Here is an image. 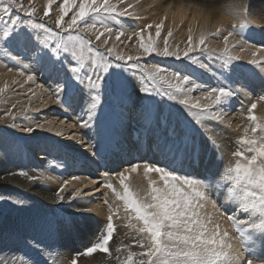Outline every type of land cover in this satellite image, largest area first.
Here are the masks:
<instances>
[{
  "label": "snow or ice",
  "instance_id": "obj_1",
  "mask_svg": "<svg viewBox=\"0 0 264 264\" xmlns=\"http://www.w3.org/2000/svg\"><path fill=\"white\" fill-rule=\"evenodd\" d=\"M0 4L3 5L0 7V53L3 54L0 63L10 61L11 66L5 64L8 72L26 75L28 81L36 79L32 71L34 66L36 71L52 74L57 78L52 94L56 103L66 110L72 108L76 92H81L80 128L91 129L95 126L96 112L105 89L123 93L124 85L118 78L119 73L111 70L127 71L129 62L132 69H139L144 74L138 89L140 93L178 102L195 125L194 131L187 127L178 131L176 124L170 125L168 115H159V127L167 132L165 136L156 137L155 148L168 163H131L127 169L116 173L121 191H117L110 182L104 185L112 190L117 200L122 201L126 220L122 225L125 228L123 239L113 248L111 242L117 232L114 216L118 215L119 207L114 212L109 205L106 224L98 229L89 246L72 253L69 264H79L81 259L94 258L98 253L115 264H264V247L259 256L252 252L251 258L242 259L240 253L241 248L251 251L257 241L264 245V117L255 114L258 102L264 101V60L258 58L264 46L257 48L252 45V58L247 63L253 68L245 69L234 64L241 60L239 55L233 53L239 42L230 43L234 33L245 44L248 43L244 37L246 30H252L248 19L251 0H247V3L245 0H228L222 5L238 22H233L232 30L223 36V47L220 49L211 48L207 43L209 37L221 35L220 26L214 32L201 29L198 36L189 27L183 49L170 45L169 38L173 32L168 29L167 35L162 38L161 48L159 40L167 19L165 13L159 23L147 24L129 35V40L132 36L137 37L138 54L127 56L117 52L115 44L108 46L113 25L116 26L115 40L120 41L125 35L120 18L135 16V5L127 0H62L59 4L57 0H45L42 12L33 0H0ZM54 5L58 7L59 14L53 19L50 12ZM153 27L154 34L148 31ZM85 33L95 36L96 41H101V37L106 38L97 46ZM246 50L240 46L241 52ZM197 52L215 57L221 63L220 79L216 86L203 90L201 95L195 97L192 93L205 86L197 83L190 73L181 70L168 72L158 64L140 63L142 56L155 53L156 56L175 57L176 60L184 58L202 69H209L207 64L191 55ZM113 60L124 63H113ZM254 78L261 81L257 101L251 102L247 109L248 125L243 135L234 140L235 148L229 153L232 159L223 162V146L214 134L212 125L224 121L226 109L233 98L245 93ZM236 83H239V87L233 86ZM7 88L8 84L5 83L0 88V95ZM128 101L131 102L130 97ZM6 115L16 119L11 112ZM36 128L42 129L44 124H37ZM23 131L31 133L34 129L29 126ZM196 133L204 136L218 160L223 162L219 171L207 168L202 174L181 171L185 165L198 167L201 162V153L195 143ZM88 147L96 149L94 155L100 154L97 144L90 142ZM141 167L147 179V189L143 195L129 183L131 174L138 173ZM153 173L158 180L152 178ZM13 175L31 182L40 179L24 171ZM102 175L107 177L109 173L106 171ZM72 179L81 178L73 176ZM69 183L65 180L55 192L58 201H74L90 195L83 188H75L65 195ZM91 183L97 182L92 180ZM2 199L4 197L0 196ZM81 207L85 213L92 212L91 208ZM209 207L211 212L207 211ZM216 214L219 219L215 218ZM224 218L235 229V243L233 235L221 228L219 220ZM67 224L71 226V221ZM124 240L130 243L125 244ZM27 247L40 259L25 252L9 258L0 257V264H49L45 256L52 255L48 250L53 245H44L33 238ZM54 261L55 257L53 264Z\"/></svg>",
  "mask_w": 264,
  "mask_h": 264
},
{
  "label": "bare ground",
  "instance_id": "obj_2",
  "mask_svg": "<svg viewBox=\"0 0 264 264\" xmlns=\"http://www.w3.org/2000/svg\"><path fill=\"white\" fill-rule=\"evenodd\" d=\"M34 1H35L34 5L42 12L43 6L45 4V0H34ZM58 1L60 3L62 2V0H58ZM132 1L131 3L135 5L134 8L135 15H137L136 23L139 25H147V24L154 25L156 23H159V21L164 17L165 13L167 14V19L164 22V27L161 33V39L159 40V44L161 48L163 47L162 38L167 35L168 29H171L173 32L172 37L169 38L170 45L173 48L178 45L181 49H183L187 41L189 27L193 28L194 34L198 36L201 29L207 30L208 32H214L216 28L220 26L222 28L221 35L219 37L211 36L207 41L209 47L214 49H220L223 47V36L227 35V32L232 30L231 25L233 22H238L235 21V18L229 15L228 10L222 6L226 4L228 0H132ZM245 2L247 3V0H245ZM57 10L58 7L54 6L53 12L50 15L53 19L55 18L56 15H58ZM182 17L184 18L183 23H181ZM248 19L251 22L250 26L252 29L251 32L249 31L250 36L252 38H258V42H260L259 39L264 40V0H251V9ZM149 31H151L154 34L155 28L153 27ZM93 37L95 38V36ZM103 38L104 37L101 38V41L103 40ZM101 41H98V43ZM132 42H134L133 39L129 40V39L121 38L120 41H116L114 38H112L109 40L108 46H112L113 44H115L116 51L121 52L126 56L138 54L134 49L135 47L133 46ZM237 42H239V44L233 50L234 55H239L241 57L240 61L246 67V69L253 68V66L249 65L247 62L252 58L251 51L254 49L252 48V46L248 47L244 45V42L241 39V37L238 34L234 33L233 37L230 38V43L236 44ZM123 43L129 44L124 50L121 48ZM240 46H243L247 50L241 52ZM261 46H264L263 42L259 44V47ZM258 58L264 60V51H261L259 53ZM0 59H3V57H1ZM165 59L173 60L175 59V57H167ZM9 63L10 61L8 62V60H4V63H0V88H2L5 83H7L8 86L13 85V87L16 88L17 92L18 91L25 92V95L24 93H22L21 95L20 92V95H17L18 97L13 96L15 100L12 101V104L17 103L16 107L14 109H8V107H6L5 113L11 112L15 114L14 111L19 107V105L26 106L29 102L32 103L33 105L35 103H38L36 107L34 106H33L34 108L31 107V109H34L32 111H34L35 113H43L50 108V105H53L52 107L54 108V111H57L59 113L57 116L59 117V119H56L55 122L53 120L55 116L54 117L52 116L55 114L53 112L52 115L49 114L46 116L45 115L42 116L41 121L44 124V128L42 129L36 128L37 124H41L40 121L26 122L24 125H21V127L26 128V126L27 127L31 126L34 129V131L32 133H29L30 136H39L38 138L52 139L54 141L53 145H55L57 141H60V143L63 144L61 147L59 146V148L53 149L52 153L56 154L55 156H53V158H42L41 155L44 154L45 152H41L39 158L38 159L34 158L33 161L32 160L30 161V165H28L27 164L28 162L26 163L24 154L21 151V147L17 145L18 143L16 144L15 141L13 140L10 141L5 140L4 137H6V134L2 131L0 132V185L5 187V190L9 194H11L10 196L23 197L24 198L23 201L27 200L28 202V203H23L18 208L19 210H16L14 213L16 222L13 224V228L17 229L21 234L20 245L16 246L17 254L21 255L25 253V249L29 250L27 244L24 245L22 234H25L27 236L26 239H29L33 235L34 227L36 228L38 227V225H41L43 215L40 214L39 210H41L42 208H48V213H49L48 220L51 223L55 221V225H58V230L56 231L55 234H56V238L59 241V244L57 245L56 251L59 252L60 257L55 259L54 261L55 264H68L69 259L71 258L72 253L74 251L83 250L85 246L90 245V242L93 240V237L97 234L98 229L103 227L107 222V216L109 215V205L112 206L114 212L117 209V207H119L118 215L114 216V224L117 227V232L114 235L113 241L111 242L114 248L115 244L118 243L121 239H123L125 228L122 227V225L126 222L125 213L121 208V201L116 199L113 192L110 191L111 195L106 193L105 190L107 189V187H104V185L109 182L112 184L116 182L117 185L119 181L118 177L116 176L117 170L110 172V174H112L111 176L109 175L107 177H104L103 175L93 176V174L89 170H92L91 165L96 166L95 163L91 162L87 164H82L83 167H85V171H82L80 164H73L72 162H69L67 158L62 159L63 157L69 154H71V156L73 157H81V154L83 153L82 151H84L82 148L87 144L86 142L87 138L85 139L83 137H85L84 135L89 133V131L92 129V128L90 130L82 129L78 126L79 113L83 101L81 95L78 94L77 96H74V102L72 108L66 110L65 107L61 106L58 103L53 104L52 102L53 100L51 101L53 97L50 99L48 94L45 92V89H41L43 88L41 87L42 84L37 85L36 81H28L26 76H21V75L15 76L13 73L8 72L7 67H5V64H9ZM119 63L123 64L124 62H119ZM130 65L131 62H129L128 64L127 71H122L120 69L122 73L127 74L124 75L123 77L125 78L124 80L127 88L130 89L127 91L128 93L126 94L128 97L131 98L130 103L127 102V104H125L123 102L124 100L122 102L124 106L132 108L135 111L137 108H139L140 104H142V102L145 101L144 93H140L138 91L140 87L141 77L143 75L140 74V72L137 71L136 69H132ZM33 69H36L35 66L33 67ZM254 70L259 72L258 69H254ZM35 72L37 75L40 73V71H36V70ZM51 75L52 74L48 72L46 73L43 72L41 76L44 79H46V81L50 82L51 80V86L54 87L55 77L54 78L51 77L50 79L49 77ZM218 77L220 76L218 75ZM255 79H257V82H259V84L261 83V81L258 78ZM124 80L122 81L124 82ZM13 81H15V83ZM47 86H49V84ZM51 86H49V88H51ZM250 86H254V84L250 83ZM197 92L201 93L199 91ZM197 92L195 94H193L194 93L193 92L192 95L196 96ZM251 94L252 92H248L247 89H245L244 95L242 93L239 96V99L245 100L249 98ZM199 95L201 94H198V96ZM22 97L23 98L25 97V99H23ZM32 104L30 105L32 106ZM142 108L143 107H141V109ZM230 108L231 107L226 109L227 115L224 117V121L221 124L212 125L214 134L218 136V139H220V142L223 146L221 151V155L223 156V162H227L228 160L232 159L229 153L235 148L234 140L235 138L238 137L237 135L238 127L236 126H238L237 125L238 122H242L240 121L241 119L239 121H236L234 115L230 116L231 115ZM20 109H22V107H20ZM182 109H183L182 111H186L183 108V106ZM257 110H258L257 114L261 116V113L259 112V107ZM183 114L186 115V113ZM1 116H3V112H1ZM1 116H0L1 119L0 124H3L4 122ZM148 116L150 118L153 117L152 122L154 123V125L153 126L142 125L139 126V128H141L143 131L147 130V134L149 136L156 138L157 129H162L159 127L158 118L155 119L156 111L154 113H148ZM189 119L191 121V118ZM62 120L64 121L63 124L59 122ZM46 121L49 123H45ZM126 122L127 120L125 118H124V124L119 123V120H116L117 126L112 127V129H114L117 132V135L120 138L119 141H117L116 143L114 142L113 147L110 145V140H108V138L102 139L98 137L97 139L98 148L100 149V151H102V153L106 152V154H104L103 156L105 159L104 162L116 163V160L113 159L115 156L114 155L115 152H117L118 155L119 151L121 150L120 148H125L126 143H129L128 136L132 132L133 128L128 126ZM209 123L211 124V122ZM192 124L194 127L193 128L194 131L195 125L194 123ZM73 125L76 126L73 127ZM162 130L165 133L167 132L166 129H162ZM73 133H75V135H73ZM98 133L99 131H95V136H97ZM19 136L20 138L22 137V135ZM27 136L28 135H25V137L22 138H26ZM78 136H81L82 138L77 142ZM38 138H34L35 139L34 144L37 143L36 141L39 140ZM81 140L84 141L83 144L81 143ZM75 141L79 144H77L78 147L76 146L75 150H72L73 147L71 148V145ZM195 143L201 153V162L198 167L194 164L192 166L193 167L195 166L200 174H202L206 170V168L212 171H219L223 162L218 160L217 154L211 149L208 141L204 138V136L200 135L199 133H196ZM43 145L44 144H41L38 150L42 151ZM55 146L57 147V145ZM140 146L141 144L140 142H138V145H136L134 149H138V151H140L139 149ZM207 155H208V160H206ZM123 156L127 157L128 159L129 157L131 158L135 157V162H137L136 159L138 157L137 163L141 162L140 154L139 155L134 154L133 150L130 152L128 151L127 155L126 152L123 153ZM37 160H41V161L38 162ZM127 161L128 162H126L124 167L125 169H127L130 166V163L132 162L131 160H127ZM146 161L148 160L146 159ZM158 161L160 160L158 159ZM162 161H164L163 157L161 159V162ZM143 162L145 161L142 160V164ZM76 165L78 166V168H76ZM141 169L139 170L138 173L131 174V179L133 183H135L133 186L134 189L140 191L141 194L143 195L146 189L145 184L147 185V179L143 176V171H142L143 169L142 170ZM122 170L124 169H121V171ZM20 171L27 172L29 175H35L37 177H40V179L36 182H31L19 175H13L14 173H19ZM181 171L190 172L191 167L185 165V167L181 169ZM103 172H106V170L104 169ZM73 176H78L81 179L73 180L72 179ZM49 177H51V179H48ZM86 177L88 179H85ZM97 177L102 178V182H103V188L101 187L102 189L99 188V184L91 183L92 180H95L97 182L98 181ZM152 178L158 180L156 174L154 173L152 174ZM65 180L70 181L67 190L65 192V195H68L75 188H83L84 192L90 193V195L74 201H67V200L58 201L55 197V192L59 189V187L63 184ZM107 190H109V188ZM105 201H107V204L105 203ZM81 205H84L87 208H91L92 212L85 213ZM207 211L211 212L212 209L209 207ZM215 218L219 219L218 214H216ZM68 221H71V226H68L67 224ZM219 223L221 224L222 229H226L230 234L234 236L233 243H235L236 234H235V229L231 225V222L228 221L226 218H224L222 220H219ZM3 235L4 234L1 233V223H0V239L2 238ZM6 241L0 240V257L3 258H9L11 256L10 254L11 252L8 250L9 243L7 242L8 247L4 246L6 244ZM124 243L128 244L130 243V241L124 240ZM262 247H264V245H262L260 241H257V243L252 247L251 251L245 248H241L240 249L241 258L242 259L251 258L252 252H255V254L259 256ZM134 250H138V249H134ZM79 264H115V262L109 261L107 257H105L103 254L98 253L94 258L81 259Z\"/></svg>",
  "mask_w": 264,
  "mask_h": 264
},
{
  "label": "rangeland",
  "instance_id": "obj_3",
  "mask_svg": "<svg viewBox=\"0 0 264 264\" xmlns=\"http://www.w3.org/2000/svg\"><path fill=\"white\" fill-rule=\"evenodd\" d=\"M131 1L132 0H127L128 3H131ZM33 2L35 3L34 0H33ZM58 3H60V2L57 0V4ZM2 6L3 5L0 4V7H2ZM54 6H56V5H54ZM54 6H53V9H54ZM52 12H53V10L50 12V15L52 14ZM57 14H59L58 10H57ZM136 18H137V15H135L134 17H122V18H120L121 27H123L124 31H125V35L122 36L121 38L128 39L129 35H131L134 31H137L139 29L145 28L146 25H139V24L136 23ZM67 19H68V17H66V20ZM50 26H52L54 28V25L51 24V23H50ZM113 29L114 30H113L112 38L115 39V32H116V26L115 25H113ZM85 35L89 36L90 39L93 40L94 44L97 45V46L102 44L103 40L106 38V37H104L103 40L98 43V41H96L95 38L92 35H90L88 33H85ZM132 39L134 40V42H132L133 46L135 47L134 49L138 53L137 37L136 36H132ZM253 39H255L258 42V38H253ZM259 40H260V42H258V45L261 42L264 41L263 39H259ZM127 45H129V44L128 43H123L121 48L124 50L127 47ZM244 45L250 47V45H247L245 43H244ZM101 50H103V49H101ZM135 55H137V54H135ZM191 55L196 56L202 63H205V64H207V61H209V59L213 58V57H210V56H207V55H201L199 52L193 53ZM1 57H3L2 53L0 54V58ZM143 57H141V60H140L141 64H158L159 66H161L164 69L171 68V69L175 70L176 65L179 64V62H181V61H186V62L190 63V61H188L187 59H184V58H182L181 60H176V61H175V59L167 60V59H165L167 57L156 56L155 53H153L151 55H148V56H143ZM113 63H119V62L113 60ZM234 63L242 65V67H244L246 69V67L241 63V61L234 62ZM8 65L11 66V62ZM166 67H168V68H166ZM180 67H183V65H181ZM194 67L197 69L196 71H199V72L203 73L204 69L200 68L198 64L194 65ZM35 70L36 69H32L33 72H35ZM136 70L140 72L139 69H136ZM111 71L113 73H119V77L118 78L121 80V82L123 83V85L125 87L124 91H123V93L113 92L110 88L104 90L103 94L101 95L100 106L98 107L97 112H96L97 119H96L95 126L92 127L91 130L89 129L90 131H89V133H87L88 135L86 136V138H87L88 142L82 148L84 151L81 150L83 152L81 154V157L83 158V156H86L87 158L95 159V156H94L93 153L96 151V149H89L88 143L91 142V143H95L96 144L98 137H100L102 139L108 138V140H110V145L113 147L114 142L116 143L117 141H119V137L117 135V132L114 129H112V127L113 126H117L116 120H119V123L124 124V118H125L127 120L126 124L133 128L132 132L128 136L129 137V144L132 145L129 148L128 151L130 152V151L133 150L134 154H137V155L140 154V161L141 162H139V163H141V164H142V160L143 161H146V159L149 160L150 157H153L155 159V161H158V159H159L160 162H161L162 156L158 152H155V150H154L156 138H153L152 136H149L147 134V130L143 131L141 128H139V126H142V125H148V126H153L154 125V123L152 122L153 117L150 118L148 116V113H150V111H151V110H148V108H154V109L157 108L155 119H157L161 113L165 114V115H168L169 116L170 125H171V123L175 124L177 122L176 125H177V128H178V131L180 130V128H184V127H187L189 129L193 130V128H194L193 124H192L193 122L190 121V119L186 115L183 114V113H186V111H182L183 110L182 106L179 105L178 102L169 101V100H167L166 97H163V98L159 97V96L150 97L146 93H144L145 101L142 102V104L145 105V106L140 104L139 108H137L135 111L132 108L124 106L123 102L125 104H127V102H129L128 101V96H127L126 93H128L127 91L130 90V89L127 88V86L125 84V80H124L125 78L123 77L124 75H127V74L126 73H122L120 69H112ZM167 71L168 72H173L172 70H167ZM11 73H13L15 76L19 75L16 71H13ZM42 73H43V71H40V73L37 75L36 72H35V74H36L35 81H36L37 85L38 84L39 85L42 84V86L44 85L43 88H41V89H45V92L48 94L50 99L53 97L51 99V101L53 100L52 102H53V104H55L56 103V101H55L56 98L52 94V90H53L54 87L51 86V80H50V82L46 81V79H44L41 76ZM44 73H46V72H44ZM140 74L144 75L142 72H140ZM210 75H214L216 77V79H212ZM21 76H26V75H21ZM51 77L54 78V76H52V75L49 78L51 79ZM209 77H210L209 80L215 81V82L218 81V79H220V77H218L217 74H209ZM26 78H27V76H26ZM55 79H57V78L55 77ZM44 80H45V82H44ZM122 80H124V82ZM46 82L49 84V86H51V88H49V86H47L48 84ZM44 83L46 84V87H45ZM258 84H259V82L254 84V86H250L249 89L246 88L248 92H252V94H251V96L249 98H247L245 100H240L239 99L240 95H239V96L233 98V99H236L237 103H234V104L230 105V107H231L230 108V112H231L230 116L234 115V117L236 118V121H239L240 119H241L240 121H242V122H238L240 124L237 123L238 126H236V127H238V134H237L238 137L243 135L242 131L248 125V121L246 119L247 114L245 113V112H247V108L245 107V104H247V103L249 104L251 102L257 101V99H255V97H257V94H259L260 87H261V86H258ZM234 87H238V85L235 84ZM206 89L207 88L198 89L197 91L202 93V91L206 90ZM250 89H251V91H250ZM197 91H195L193 94H195ZM20 92H21V95H22V93H24V95H25V92H22V91H18L17 92L16 88L13 87V85L12 86L9 85L7 90L2 94V96H0V116H1V112H3V116H1V118H2V120L4 122L3 124H0V132L2 131V132H4L6 134V137H4L5 140H8V141L13 140V141H15L16 144L18 143L17 145H19L21 147V151L23 152L24 157L26 158V163L28 162L27 163L28 165H30V161L31 160L33 161L34 158L38 159L41 152H45L44 154L41 155L42 158H53V156L56 155V154L52 153L53 149L59 148V146L61 147L63 144L60 143V141H57V143L55 144V145H57V147H56L55 145H53L54 141L52 139H49V138H38L39 136H30L29 132L23 131V127H21V125H24L26 122H32V121H35V122L40 121V123L43 124V122L41 121L42 116L43 115L46 116V115H49V114L52 115L53 112L55 113L54 115H52L53 117L55 116L54 119H53L54 122H55L56 119H59V117H57L59 113L57 111H54V108L52 107L53 105H50V108H49L50 110L47 109L43 113H35L34 111H32L34 109H31V107L32 108L36 107V105H38V103H35L33 105L32 103L29 102L30 104H32V106L29 103L26 106L19 105V107L14 111V113H15L14 115L16 116V119L13 120L11 118V116L6 115L5 109H6V107H8V109H14L16 107L17 103H15V104L13 103L12 104V101L15 100L13 98V96L14 97H18L17 95H20ZM201 93L197 92L196 96H198V94H201ZM77 94L81 95V98L83 99V94L81 92L77 91L75 96H77ZM243 95H244V93H243ZM121 98H122V100H121ZM23 99H25V97ZM13 106H15V107H13ZM20 107H22V109H20ZM141 107H143V108L141 109ZM258 107H259V112L261 113V116L264 117V103L258 102ZM258 107H257V109H258ZM25 108L27 109L26 112L24 111ZM241 110L243 112L242 114H240ZM256 110H255V114L258 115L257 114L258 110L257 111ZM138 112H139V114L137 116ZM21 113H23V114H21ZM245 114H246V116H245ZM142 119L144 120L143 124L140 123L142 121ZM21 122H24V123H21ZM13 124H15L16 127H12ZM239 126H241V127H239ZM95 131H99L97 136H95ZM158 132H162L161 136H165L166 135V133L162 129H157V131H156V136L157 137L159 136ZM24 133H25V135H28L26 138H22V137H25ZM19 135H22V137L20 138ZM139 136H140V138H139ZM34 138H38L39 139L38 141H36L37 142L36 144H34L35 143V139ZM81 138H82L81 136H78L77 137V142ZM116 138H118V139L116 140ZM141 138H144V141H142ZM24 139H26V140H24ZM77 142L75 141L71 145V148L73 147L72 150H75L76 146L78 147L77 144H79V143H77ZM138 142H140V144H141V146L139 148L141 152L138 151V149H134L135 146L138 145ZM41 144H44L43 148H42L43 149L42 151L38 150V148H40ZM120 149L122 150V149H125V148H120ZM145 149H146V154H142ZM100 152L102 153V151H100ZM114 155H115L114 158H113L114 160H119L120 159V157L117 155V152H115ZM129 159L132 160L131 157H129ZM37 161L39 162L41 160H37ZM126 162H128V161H126ZM126 162H125V164H126ZM133 162H135V161H132L131 163H133ZM135 163H137V162H135ZM162 163L166 164L168 162H167V160H164V161H162ZM82 164H84V163H82ZM82 164H80L81 168L83 167ZM96 166H97V164H96ZM190 167H191V171L190 172L185 171V172L191 173V174H200L195 166L194 167L190 166ZM123 169H125V168H123ZM97 176H99V175H97ZM98 178L99 177H97V179ZM129 183H130L131 187L134 189L133 186H134L135 183H133L132 179H131V181ZM97 184H99L98 181H97ZM145 186H146V189H147V185L146 184H145ZM1 187H2V189H1ZM99 188H101V187L99 186ZM107 189L105 190L106 193L111 195L110 190H107ZM118 189L120 190L119 183L116 185V190L118 191ZM146 189H145V191H146ZM0 190H1L0 191V196L4 197V199L0 200L1 233L4 234L0 240H4V241L7 240L6 244L4 246L8 247V245H9L8 250L11 252L10 253L11 255H18L17 251H16V246L20 245L21 234H20V232L17 229L13 228V224L16 222V218L14 216V213H15L16 210H19L18 208L23 203H28V202H27V200L23 201V199H24L23 197H12V196H10L11 194H9L5 190V187H3L2 185H0ZM134 190H136V189H134ZM140 194H141V192H140ZM13 201L14 202L15 201H22L23 203L16 204ZM36 211H38V210H36ZM39 211H40V214L43 215V219H42L41 225L42 226L43 225H46V226L49 225L48 222H50V221L48 220L49 219L48 208H42ZM22 238H25V239H23L24 245H26V244H28L30 242V238L26 239L27 236L25 234H22ZM25 252H29L30 255L33 253V252H31L30 249L29 250L25 249Z\"/></svg>",
  "mask_w": 264,
  "mask_h": 264
}]
</instances>
